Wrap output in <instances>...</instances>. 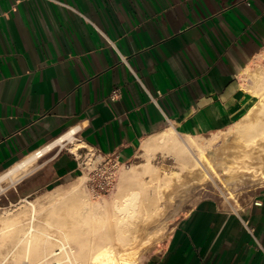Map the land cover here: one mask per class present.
I'll return each instance as SVG.
<instances>
[{
    "label": "crops",
    "instance_id": "obj_1",
    "mask_svg": "<svg viewBox=\"0 0 264 264\" xmlns=\"http://www.w3.org/2000/svg\"><path fill=\"white\" fill-rule=\"evenodd\" d=\"M263 60L264 0H0V174L71 130L120 161L166 128L224 131ZM73 155L54 182L81 172ZM142 264H264V187L198 201Z\"/></svg>",
    "mask_w": 264,
    "mask_h": 264
},
{
    "label": "bare ground",
    "instance_id": "obj_2",
    "mask_svg": "<svg viewBox=\"0 0 264 264\" xmlns=\"http://www.w3.org/2000/svg\"><path fill=\"white\" fill-rule=\"evenodd\" d=\"M251 77L253 84L247 89L254 94V103L226 131L235 136V144L223 150L211 149L217 132L205 141L191 135L181 134L180 137L173 128L150 136L141 143L143 147L140 145L149 154L145 165L139 170L136 167L124 168L118 175V190L125 198L123 202L119 203V199L113 202L118 215L108 212L105 199L94 201L82 191L83 177L80 176L55 186L47 195L32 200L22 199L18 206L22 209L17 215L25 214L23 218H20L21 215L13 217L15 214L0 216V264H137L136 249L141 237L138 236L136 241V232L126 235L123 227L130 225V220L139 213L138 201L143 196L151 201V205L148 204L151 208L148 205L145 208L150 213L160 209L159 201L163 198L164 188H172L171 184L184 180H205L212 171L224 174L229 184L237 181L240 184L245 177L264 183V66L257 63ZM65 148L72 153L83 148L81 142L74 138L73 130L25 156L0 174V194L31 172L37 161L47 155L52 158ZM157 153L165 159H174L177 171L154 165L152 160ZM45 207L50 208L48 214H38ZM67 207L70 212L63 214L69 209ZM1 214L9 215L10 211L7 209ZM128 220L130 224L126 223ZM111 221L122 227L111 232Z\"/></svg>",
    "mask_w": 264,
    "mask_h": 264
},
{
    "label": "rangeland",
    "instance_id": "obj_3",
    "mask_svg": "<svg viewBox=\"0 0 264 264\" xmlns=\"http://www.w3.org/2000/svg\"><path fill=\"white\" fill-rule=\"evenodd\" d=\"M258 63L264 66L263 64L264 60ZM255 69L256 67L254 68V70ZM252 72L248 76L251 84H253V78L251 77ZM227 130L228 129L224 130L223 132L216 133L217 138L213 142L211 149L223 150L225 147L235 144L237 142V140H235V136L226 132ZM224 133L225 135H223ZM181 136L182 135H180V137ZM212 136L213 135L201 136V137H198V139L205 141L206 138H210ZM144 141L142 142V144L144 143ZM224 142L226 144H224ZM142 144L140 145L143 147ZM141 146L138 147V149L129 159L125 161H121V165L117 172V177H116V181L114 183L113 189L106 193L92 192L87 185L86 175L82 174L81 172L78 175L68 180H64L62 182H57V181L54 182L50 176L51 158H50V155H47L44 158L37 161L36 167L31 172L25 174L19 179L18 182L9 186L7 188L8 191L6 190L2 194H0V200H1L0 201V212L2 213L3 211H7V209L10 211L9 215L8 214L3 215L0 213V216L1 217L10 216L11 217L15 214L13 217H19L21 215L20 218H23L25 214L17 215V213H19L22 209V208H18L20 202H22V199L32 200L40 196L47 195L48 193L51 192V190L54 189L55 186L71 182L73 181V179L79 176L83 177L81 188L85 194L87 193L88 196H90V198L94 201L102 202L103 199H105L108 202L107 210L111 215L115 213H119L117 209L113 208L114 206L113 202H117L115 200L119 199L118 201L120 203V202H123L125 198H123L124 197L123 193L120 190H118V184H117L118 180L117 179H119L120 171H122L124 168L127 169V167L128 168L136 167L139 170L145 165V163L148 160L149 154L144 149H142ZM63 150H68V149L65 148ZM85 150H86L85 148H80L76 152L72 153L70 152V150H68V152H70V154L79 155L80 153H84ZM169 158L170 157H167L165 159L164 156H162L160 153H157V155L152 160V163L156 166L158 165V167L163 165L166 168L168 167L167 169L177 171L176 168L178 166L176 165L177 164L176 161L174 159H171V158L169 159ZM224 178H225L224 174L220 172L217 173V171H212L210 176L205 178V180H197L194 182L193 181L187 182V180H184L181 183L171 184L174 186L172 188L175 189V191L172 190V188H169L170 186L167 187L168 189L164 188L163 198L159 201L161 203V207L156 212L150 211L149 213L148 212L149 210L145 211L146 206L149 204V202L151 203V201L149 200L148 202L147 198L144 199L145 196H143L144 197L143 199L140 198L138 201V206H137V210L139 213L135 214L134 217L130 220L131 224L129 223V220L128 222L126 221V223H129L130 225L126 224L124 226L125 228L123 227V230L125 231L126 235H131L130 233L134 234L136 232L134 234L135 236L137 234L136 237L138 236H140L141 238L143 237L142 238L143 241H141V238H140V241H138L139 237L136 240L138 241L137 244L140 243L138 245V248L136 249V252L138 255L137 264H142V262L146 258L153 256L157 252V250H159L162 247V245L167 241L171 233V230L176 223V220L182 214L187 213L198 201L204 198H216L217 200H219L220 202H222V204L226 206L230 205V206H233L234 208H239L241 205H244L249 200H251L254 193L259 188L264 187L263 182L255 180V179L254 181H252L251 179L253 178L249 179L247 177L248 181L245 182L247 180L245 179L246 178L245 177L243 178V180L240 181V184H239V181H237V183L229 184L228 182L225 181ZM186 183H188V185ZM237 185L239 186L237 187ZM5 186L7 185L5 184ZM143 200H146V202ZM67 204H69L70 206L69 202ZM149 207L151 208V206ZM49 209H50L49 207H45L38 214H48ZM67 210L68 212H66ZM67 210L63 211L62 213L68 214L70 212L69 211L70 208ZM115 215H118V214H115ZM41 219H43V217ZM1 225L2 223H0V227ZM121 227L122 226H116L115 223L111 221L109 230L111 232H115L117 229ZM127 228L128 229L130 228L131 230L129 229L130 231H128Z\"/></svg>",
    "mask_w": 264,
    "mask_h": 264
},
{
    "label": "built area",
    "instance_id": "obj_4",
    "mask_svg": "<svg viewBox=\"0 0 264 264\" xmlns=\"http://www.w3.org/2000/svg\"><path fill=\"white\" fill-rule=\"evenodd\" d=\"M112 96L117 97L118 90L113 91ZM73 156L81 168V173L86 175L87 185L92 192L106 193L113 189L121 165L117 155H105L86 149L84 153Z\"/></svg>",
    "mask_w": 264,
    "mask_h": 264
}]
</instances>
